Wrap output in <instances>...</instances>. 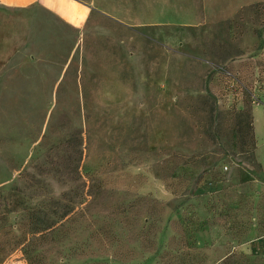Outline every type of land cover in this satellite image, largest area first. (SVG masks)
<instances>
[{
    "label": "rangeland",
    "instance_id": "1",
    "mask_svg": "<svg viewBox=\"0 0 264 264\" xmlns=\"http://www.w3.org/2000/svg\"><path fill=\"white\" fill-rule=\"evenodd\" d=\"M77 1L0 70V264H264V0Z\"/></svg>",
    "mask_w": 264,
    "mask_h": 264
},
{
    "label": "crops",
    "instance_id": "2",
    "mask_svg": "<svg viewBox=\"0 0 264 264\" xmlns=\"http://www.w3.org/2000/svg\"><path fill=\"white\" fill-rule=\"evenodd\" d=\"M73 1L82 5L77 0ZM55 2L56 0H0V70L12 64L18 55L25 54L27 50L33 54L41 45L42 39L45 41L49 36L51 23L54 25L59 19L69 24L57 12ZM254 130L258 142L264 143L262 106L254 108Z\"/></svg>",
    "mask_w": 264,
    "mask_h": 264
},
{
    "label": "trees",
    "instance_id": "3",
    "mask_svg": "<svg viewBox=\"0 0 264 264\" xmlns=\"http://www.w3.org/2000/svg\"><path fill=\"white\" fill-rule=\"evenodd\" d=\"M250 117H251V127L254 129V117H253V114L251 113L250 114Z\"/></svg>",
    "mask_w": 264,
    "mask_h": 264
}]
</instances>
